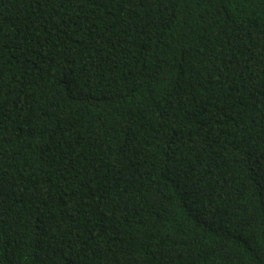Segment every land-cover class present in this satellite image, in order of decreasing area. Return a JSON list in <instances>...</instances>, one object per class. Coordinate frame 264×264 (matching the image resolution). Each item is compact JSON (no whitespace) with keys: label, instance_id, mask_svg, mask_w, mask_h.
Here are the masks:
<instances>
[{"label":"trees","instance_id":"trees-1","mask_svg":"<svg viewBox=\"0 0 264 264\" xmlns=\"http://www.w3.org/2000/svg\"><path fill=\"white\" fill-rule=\"evenodd\" d=\"M0 264H264V0H0Z\"/></svg>","mask_w":264,"mask_h":264}]
</instances>
